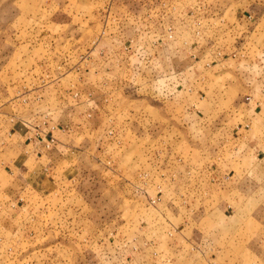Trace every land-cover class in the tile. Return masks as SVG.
Listing matches in <instances>:
<instances>
[{
  "label": "rangeland",
  "instance_id": "1",
  "mask_svg": "<svg viewBox=\"0 0 264 264\" xmlns=\"http://www.w3.org/2000/svg\"><path fill=\"white\" fill-rule=\"evenodd\" d=\"M254 14L264 0H0V115L88 134L53 181L0 177V264H264V212L233 190L260 180Z\"/></svg>",
  "mask_w": 264,
  "mask_h": 264
},
{
  "label": "crops",
  "instance_id": "2",
  "mask_svg": "<svg viewBox=\"0 0 264 264\" xmlns=\"http://www.w3.org/2000/svg\"><path fill=\"white\" fill-rule=\"evenodd\" d=\"M247 10L248 8L244 9L238 7L235 12L236 18L242 21L247 19L239 17ZM256 18L257 21H255V23L262 25V30H264V17L259 15L256 16ZM263 33L264 31L262 34ZM75 115L76 114L73 115L74 125L69 129V133L67 134L61 131V121L59 120L60 122L53 123L50 115L49 123L47 125L45 124L44 127L38 125L39 129H37L35 122H30L29 119L27 122H24L18 118L8 119L10 116L9 114H1L0 177L3 179H10L11 176L13 177L16 174L19 177L21 184L22 182L27 184L23 179L34 176L35 178L38 177L39 180L41 178V181H37L36 184L43 185L45 183L42 180L43 176L46 174L45 171H48L46 175L50 177L51 181H53L57 173V167L60 164L59 158L61 157V154H63L62 148H67L68 154L75 157L80 152V149L76 148V145H79L75 143L76 139H80L81 137V142L87 141V130L85 126H77ZM69 122L71 123L72 120L70 119ZM247 135H249V138L248 136L245 138H248L249 146L245 145V149L249 153V156L255 161L253 163L251 162L247 167L255 171L258 169L260 180L247 174L242 177L243 179H240L233 190L235 191L238 189V192L243 193L245 204L249 200L252 202L258 201L259 208L257 209H259L260 212H264L262 210L264 205V134L259 137L257 136V139L251 132ZM50 136L56 138V141H54L55 143L52 144L53 147L51 146L52 148L48 146L50 143ZM84 147L86 146L84 145ZM10 151H13L15 156H12L7 160L6 156ZM44 157H46V159ZM68 159L70 161L72 160L70 158ZM74 159L75 158H73V160ZM231 180H233V178ZM230 184H232V182H230ZM244 185L247 186V188H245ZM257 209H255L254 212H256Z\"/></svg>",
  "mask_w": 264,
  "mask_h": 264
}]
</instances>
